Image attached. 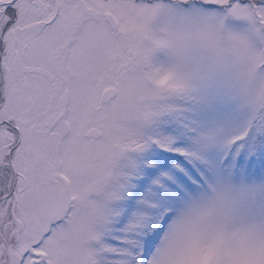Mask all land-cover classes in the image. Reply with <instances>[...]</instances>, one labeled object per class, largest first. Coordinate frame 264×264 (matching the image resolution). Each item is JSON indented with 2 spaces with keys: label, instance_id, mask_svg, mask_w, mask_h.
I'll use <instances>...</instances> for the list:
<instances>
[{
  "label": "snow or ice",
  "instance_id": "1",
  "mask_svg": "<svg viewBox=\"0 0 264 264\" xmlns=\"http://www.w3.org/2000/svg\"><path fill=\"white\" fill-rule=\"evenodd\" d=\"M0 264H264V0H0Z\"/></svg>",
  "mask_w": 264,
  "mask_h": 264
}]
</instances>
